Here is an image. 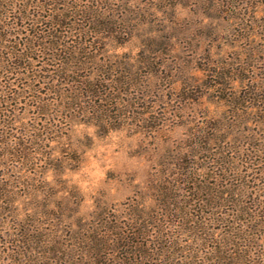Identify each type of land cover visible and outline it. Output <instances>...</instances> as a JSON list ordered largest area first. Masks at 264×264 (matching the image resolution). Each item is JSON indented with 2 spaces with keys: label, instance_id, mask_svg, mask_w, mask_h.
Wrapping results in <instances>:
<instances>
[{
  "label": "rangeland",
  "instance_id": "374dc122",
  "mask_svg": "<svg viewBox=\"0 0 264 264\" xmlns=\"http://www.w3.org/2000/svg\"><path fill=\"white\" fill-rule=\"evenodd\" d=\"M103 1L117 28L128 31L107 40V50L134 64L141 86L124 88L138 104L129 108L121 101L113 129L65 115L51 117L59 132L44 138L34 163L8 160L0 170V192L7 185L10 191L4 202L0 199V264H89L99 242L106 243L101 255L119 264L114 234L130 233L137 217L143 219L139 224H151L146 232L154 237L159 226L172 233L175 218L160 223L151 218H160L166 189L172 190L171 202L177 206L182 188L192 184L179 175L180 163H192L200 182L248 177L252 186L264 183V0ZM143 50L155 58V66H141ZM40 60L38 66L47 59ZM252 90L257 92L249 96ZM245 95V102L237 101ZM30 104L24 97L12 110L8 136L21 138L31 126L49 120ZM223 147L232 160L229 175L217 170L220 161L209 162ZM249 192L255 198V189ZM253 198L247 204L241 197L238 201L254 210ZM256 208L264 212V203ZM235 209L232 204L222 207L230 214ZM261 220L263 215L259 224ZM236 226L217 222L208 227L216 237ZM255 233L264 235V228ZM189 239L182 236L183 243ZM215 242L211 239L206 249L184 245L174 263L193 254L199 264H214L206 252ZM251 250L245 264L264 253V241L261 249Z\"/></svg>",
  "mask_w": 264,
  "mask_h": 264
},
{
  "label": "trees",
  "instance_id": "16d2710c",
  "mask_svg": "<svg viewBox=\"0 0 264 264\" xmlns=\"http://www.w3.org/2000/svg\"><path fill=\"white\" fill-rule=\"evenodd\" d=\"M93 1L91 5L89 2L83 4L81 1L66 0H27L23 4L19 0L0 1V170H4L8 160L12 159L23 165L34 163L42 150L44 138L59 132L57 126L51 123V117L65 115L67 119L79 118L85 124L113 129L111 124L118 118L114 112L121 107V101L129 108L138 104L127 98L131 97V93L124 88L141 86L134 64L125 58L118 60L107 50V40L116 33L125 35L128 31L125 27L117 28L110 12L103 7L105 1ZM19 21L25 26H19ZM121 21L126 23L124 18ZM42 26L43 29L39 28ZM88 35L94 39H86ZM73 37L74 46L69 44ZM140 56L143 57L142 67L155 66V58L146 51H141ZM40 58L47 59L43 61L44 66H38ZM49 62L53 64L52 69L45 68ZM43 86L47 87L45 92L39 90ZM252 92L257 91L252 90L249 96ZM48 95H55L56 99H49ZM246 96L238 97L237 101L242 99L245 102ZM24 97L29 98L31 107L49 116V120L31 126L21 138L10 137L7 130L13 123L9 118L14 116L13 111L19 108ZM4 105L6 108H3ZM224 150L223 147L214 157H209V162L218 164L220 161L217 170L229 175L228 165L232 160L228 159ZM193 169L192 163L179 164V175L184 182L192 184L182 188L184 194L178 198L177 206L171 202L172 190L166 189L162 194L160 218H151L156 223L175 218L170 226L172 233L165 234V228L159 226L157 229L160 232L154 237L146 232L151 224H139L143 219L137 217L130 233L114 234V249L121 253L116 257L119 264H199L194 261L193 254L189 258L177 259V263H174V257L184 245L202 244L206 249L211 239L216 242L206 253L212 254L208 261L214 264H245V253L253 248L261 249L264 235L255 231L264 228L263 220L260 224L257 221L262 215L264 217V212L258 211L256 206L263 207L264 201H259V198L264 197L261 194L264 193V183L252 186L248 177L232 181L231 178L224 180L219 177L215 183L207 179L200 182L194 179ZM253 182L256 183L255 180ZM7 187L1 188L0 199L3 202L10 195ZM253 188L255 198L253 192H249ZM240 197L243 204L248 203V198H253L254 210L242 207L238 201ZM228 204L237 208L232 214L222 211V207ZM205 206H210L211 210L205 211ZM242 215L250 217L242 219L239 217ZM217 222L223 225L233 222L239 226L215 237L208 226ZM248 230L250 233H245ZM217 232L221 233L222 229ZM181 235L189 237V242L183 243ZM104 246L106 243L104 245L103 242L96 244L89 264L114 262L112 257L101 255ZM188 250L190 253L202 252L195 248ZM253 262L264 264V253L254 258Z\"/></svg>",
  "mask_w": 264,
  "mask_h": 264
}]
</instances>
